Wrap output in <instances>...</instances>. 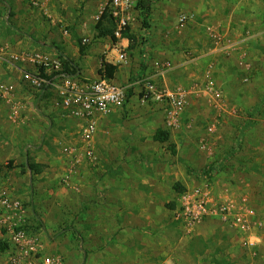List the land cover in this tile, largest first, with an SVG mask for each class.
Listing matches in <instances>:
<instances>
[{"label": "rangeland", "instance_id": "374dc122", "mask_svg": "<svg viewBox=\"0 0 264 264\" xmlns=\"http://www.w3.org/2000/svg\"><path fill=\"white\" fill-rule=\"evenodd\" d=\"M98 1L104 3L103 0ZM135 1L141 14L145 4L148 2L151 4L155 0ZM29 2L0 0V42L8 43L10 47L12 45L11 48L14 50L19 49L17 54L34 48L53 56L60 52L59 48L63 49V46H56L61 45L57 39L62 38V28L67 27L72 45L86 48L81 45L80 40L82 34L88 33L86 27L82 25V19L87 20L95 16L98 5L95 3L88 5L86 0V4H82V0L72 1L66 8L61 7L62 3L52 5L50 12L57 18L56 20H61V24L57 25L56 21L53 25L49 23V14L44 10H32L33 12L29 10ZM142 17L141 14L140 18ZM136 21L139 22V16L136 17ZM261 25L264 29V16ZM138 27L140 29V26ZM71 49L70 47L69 51H72ZM61 58L62 63L67 65L72 56L66 52ZM20 62V66L28 67L27 63ZM205 64V61H199L195 64L196 69L191 72V77L196 82L194 87L186 88L183 84L189 83L187 80L181 85L183 90L190 89L191 92L180 114V127L165 128L167 107L164 103L159 102L161 103L159 107H165L164 109L158 107L153 109L151 108L153 104H147L149 113L153 114L147 121L145 138L149 139L151 135L154 140L158 131L167 133L163 147L168 151L162 154L161 149H158L156 159L165 161L175 159L185 174L183 176L189 178L186 187L192 189L208 186L214 201L218 200L217 195L220 192L226 194L225 199L234 200V195L236 198L241 194V182L246 195L239 197L235 202H241L246 196L245 205L251 206L252 202L255 204V200L251 195L248 199L247 194H250V191L245 190L248 189L250 180L241 176V179L237 180V187L231 186L236 171L241 172V169L243 171L248 162L247 157L250 155L247 150L253 143L252 129L258 122L255 119H239L240 116L248 114L251 108L241 111L243 108H240V104H235L236 99L243 101L242 103L248 101L237 94H245L246 89L250 93V89L222 87L219 89L223 101L220 103L214 101L203 88L202 72ZM227 66L235 70L234 63L231 62ZM17 67L12 69L17 70ZM67 69L68 73H77L76 70L69 72V68ZM140 76L135 74L128 84L141 81ZM149 81L154 84L152 80ZM135 87L129 89L127 102L133 96L138 101L141 100L144 91L141 89L134 92ZM22 91L35 97L44 94L26 89ZM261 95L257 97L259 104L256 105L257 110L262 112L264 96L262 98ZM48 96L50 94L46 93L44 97ZM248 105L249 103L244 104L246 107ZM231 109H235L237 115L233 113L230 118L218 120V113ZM161 110H165L163 118L159 113ZM122 112L126 113L125 110ZM262 126L263 124L260 127ZM54 127L55 135H50L48 139L44 135L33 139L30 136V140H26L22 137V133L26 131L19 133L17 125L5 119L0 120V195L3 191L9 198L6 206L0 205V264H14L12 254H15L16 250L12 244L13 232H23L26 239L34 241L36 245L35 259L32 256L26 257L23 264H41V260L46 257H49L53 264H151L153 259L159 256V249L155 247L161 241L155 237L146 239L142 232L139 234L142 225L140 221L149 222L148 218L138 215L136 209L123 210L121 200L112 208L107 207V201L102 197L99 198L100 201L91 200L89 178L76 177L77 174L87 177V174L84 175L86 170L80 169L76 176L73 175L78 166L75 164L73 153L74 132L70 130L68 135L63 136L56 125ZM149 148L152 149V146ZM153 154L156 155L155 152ZM77 156L80 160L87 161L86 156L82 154ZM26 164L34 166V169H29ZM214 164L219 169L208 179L203 175V171ZM14 204H18V208H13ZM257 221L260 222L259 227L262 229L258 234ZM249 222L252 223V226L250 224L252 230L243 232L218 221L216 217H211L197 226L200 232L198 235L194 233L195 236L192 238L194 240H187L190 237L182 236V232L178 230L180 233L178 238H184L185 242L178 243V248H172L169 258L176 260L174 264H264V217L260 219L253 217ZM249 239L255 243L254 246L246 243ZM202 257L206 259L199 262Z\"/></svg>", "mask_w": 264, "mask_h": 264}, {"label": "crops", "instance_id": "0c3cea01", "mask_svg": "<svg viewBox=\"0 0 264 264\" xmlns=\"http://www.w3.org/2000/svg\"><path fill=\"white\" fill-rule=\"evenodd\" d=\"M72 1L80 0H41V8L47 10L49 14V23L54 25L58 21L57 25L61 24V20H56L57 18L50 12L55 4L61 5L62 3L61 7L66 8ZM131 1L133 6L132 13L130 12L131 26L121 40H116L108 32L112 25L108 20L95 22L94 16L87 20L84 18L82 25L86 27L88 33H81L80 40L87 38L91 41L90 45L85 49L74 44L73 46L67 27H63L62 38L57 39L61 45H56L63 46V49L59 48L60 52H56L51 57L61 60L63 54L70 53L72 59L70 58L68 64L64 66L69 68V72L76 70V74L68 73V75L72 77L71 80L81 84L102 77L116 85L127 86L130 85L128 82L133 80L131 77L139 74L141 79L152 80L159 92L169 95L184 92L188 96L191 90H183L181 85L187 80L189 83L183 85L186 88L194 87L196 82L191 77V72L196 69L195 64L205 61L202 73L205 74L210 67L209 64L214 66L210 81L215 84L216 88H249L250 93L246 89L245 94H237L248 101L242 103L243 101L236 99L235 104H240V108H243V110L240 109L241 111L251 108L248 114L240 116L239 119H255L258 122L257 126L252 129L253 143L247 150L250 155L247 157L248 162L243 167V171L242 169L241 172L236 171L233 176L236 183L233 184V181L231 186L237 187V180H240L241 176L247 177L250 180L249 187L247 185L248 189H245L250 191V194H247L248 199L251 195L255 200V204L251 201L252 205L248 207L254 211L258 219L264 217V211H262V206H264V110L262 112L257 110L256 105L259 104L257 98L259 94L264 96V91H259V89H264V47L262 48L264 29L261 25L264 16V1L155 0L149 6L147 19L149 26L147 28L143 26V19L140 18L141 14L137 10L138 3L135 0ZM81 3L88 5L95 3L98 9L102 5L98 0H86V3L82 0ZM41 8L30 7L29 10L34 11ZM135 14L139 16V22L136 21ZM183 14L190 15L191 18L185 24L180 25L178 19ZM103 32L105 34H102ZM0 44L5 47L7 54L4 59L0 60V84L13 85L15 88V95L11 100L8 102L0 100V120L5 119L17 125L19 133L26 131L21 132L23 134L21 136L26 140H30V136L33 139L44 135L48 139L50 135H55L54 125L63 136L68 135L70 130L73 131L75 134V138L73 137L75 140L74 161L78 164L73 175L76 176V172L78 173L80 169L86 170L84 175L87 174V177L78 174L76 177L89 178V198L98 201L102 197L107 201L109 208L114 207V204L121 200L123 210L136 209L138 215L148 218L149 222L140 221L142 225L139 234L142 232L146 239L155 237L161 241L156 247L154 246L155 249H159V256L154 255L156 259H153L151 264H172V261L174 264L176 260L169 258V253L172 248H178V243L185 242L184 238H178L180 236L178 230L182 232V236L190 237L187 240H194L192 239L195 236L194 233L198 235L200 230L196 226L192 231L186 232L175 219L181 194L191 189L186 187L189 178L183 176L184 173L175 159L168 161L156 159L158 149H161L162 154L168 151L163 147L164 142L154 139L155 143L151 135L149 139L145 138L147 121L153 114L149 113L150 109L146 105L153 104L151 105L153 109L154 107L158 109L165 107H159L161 104L159 102L151 103L153 101L142 104L133 96L125 107L115 109L103 116L98 115L95 118L94 135L89 140H82V121L63 109L55 107L54 97L45 98L46 91H42L41 93L44 94L39 97L23 93V89L33 90L20 81L21 71L34 72L37 66L32 63H27L28 67L20 66L21 62H15V60L14 65L10 59L11 55L16 57L24 54L33 57L47 54L34 48L17 54L19 49H12V45L10 47L8 43L6 45L0 42ZM113 45L126 49L128 56L126 64L116 65L105 59V52ZM70 47L72 51H69ZM231 62L234 63L235 70L227 66ZM156 63H170L173 68L167 74L160 75L155 66ZM12 67H17L18 71ZM204 78L203 75V85ZM141 89V86L137 85L134 92ZM246 103H249L248 107L244 106ZM123 110L126 113H123ZM159 113L163 118L165 110ZM233 113L237 115L235 109L218 113V120L230 118L229 116ZM262 124L263 126L260 127ZM61 127H63L62 130H60ZM149 146H152V149ZM151 150H154L156 155ZM77 154L86 156L87 161L80 160ZM179 186L181 191L175 188ZM242 188L240 182L241 194L239 193L237 199L234 195L233 199L238 200L239 197L246 195ZM217 196V198H227L223 192ZM259 224L260 222L257 221V234L262 230ZM173 238L174 243H172ZM204 258L206 259L202 257L199 262H203Z\"/></svg>", "mask_w": 264, "mask_h": 264}, {"label": "built area", "instance_id": "2783aa9c", "mask_svg": "<svg viewBox=\"0 0 264 264\" xmlns=\"http://www.w3.org/2000/svg\"><path fill=\"white\" fill-rule=\"evenodd\" d=\"M30 7L34 9L41 8V0H29ZM131 0H105L99 7L94 16L95 22H100L104 15H107L108 20L113 24V36L116 40L123 38V33L131 26L130 12L132 13ZM47 12V10L41 8ZM48 14V12H47ZM190 15H180V25L185 24L190 20ZM82 45L88 46L91 41L87 38L82 39ZM6 49L0 44V60L4 59ZM13 64L16 61L24 63H32L37 66L34 72L21 71L20 81L33 91H46L50 96L54 97V106L59 107L69 113L71 116L80 119L82 122L81 135L82 140H89L95 131L96 120L98 115H106L115 109H121L127 104V95L129 89L133 86L140 85L143 89L141 103L147 104L149 101L161 102L167 105V116L165 117V126L169 129H177L180 127L179 117L184 109L187 93L184 92L176 95L159 92L154 84L149 80L142 79L141 81L127 85L119 86L110 82L107 79L100 77L97 80L88 83H80L71 80L68 75L67 68L61 60L54 59L49 55H21L10 56ZM105 59L115 63L116 65L126 64L128 56L126 49H122L118 45H113L105 52ZM15 60V62H14ZM160 75L167 74L172 70L170 63H156ZM208 70L204 74V91L208 93L214 101L222 102L223 97L215 84L210 81L214 66L209 64ZM15 95L13 85L0 84V100L9 101ZM212 193L208 186L195 187L186 190L181 194L178 207L175 212L176 221L182 226L186 232L192 231L196 226L204 220L211 217H216L218 221L228 224L231 227L243 232H250L252 228L251 219L255 217L254 211L245 205L246 199L239 201L227 200L218 198L214 201ZM9 202L7 193L3 192L0 195V205L6 206ZM13 208H18V204H14ZM250 246H254L250 239L246 240ZM12 244L16 250L12 254L14 264H23L26 257L32 256L35 259L36 245L34 241H28L23 232L12 233ZM23 260H22V259ZM41 264H53L49 257L43 258Z\"/></svg>", "mask_w": 264, "mask_h": 264}, {"label": "trees", "instance_id": "16d2710c", "mask_svg": "<svg viewBox=\"0 0 264 264\" xmlns=\"http://www.w3.org/2000/svg\"><path fill=\"white\" fill-rule=\"evenodd\" d=\"M146 6L143 8V10H145V12H143V10L141 11V14H142V19H143V26L145 27V28H147L149 25H148V22H147V19H148V12H149V10H150V2H148V3H146L145 4ZM103 20H108V18H107V15H104L103 16V19H102V21ZM109 21V23H111L112 24V22L110 21V20H108ZM101 22V21H100ZM111 26V30H108V32L110 33V34H112V36H113V24L112 25H110ZM102 31H105V30H102ZM107 33V32H106ZM102 34H105V32H103ZM127 34V32L125 31L124 33H123V36H125ZM114 38V37H113ZM66 65V64H65ZM66 67V66H65ZM108 76H112V75H108ZM155 139L156 140H158V141H160V142H164V141H161L160 139H162V140H166L167 139V133H165V132H163V131H158L157 133H156V135H155ZM27 165V167H29V169H34V166H32V165H28V164H26ZM218 167H217V165L216 164H214V165H212V166H209L207 169H205L204 171H203V175H205L208 179L209 178H211V174L212 173H215L216 171H218ZM177 190H179V188H181L180 186L179 187H175ZM182 189H180L179 191H181Z\"/></svg>", "mask_w": 264, "mask_h": 264}]
</instances>
